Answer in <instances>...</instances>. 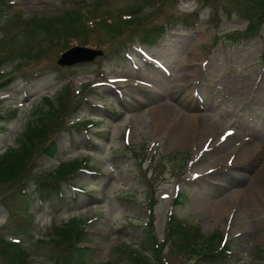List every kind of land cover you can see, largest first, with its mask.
Returning <instances> with one entry per match:
<instances>
[{
  "label": "rangeland",
  "instance_id": "1",
  "mask_svg": "<svg viewBox=\"0 0 264 264\" xmlns=\"http://www.w3.org/2000/svg\"><path fill=\"white\" fill-rule=\"evenodd\" d=\"M158 1L161 3L160 6ZM198 1H11L14 9H21L27 18L65 16L67 12H77L81 14L84 23L85 8L92 15L109 13L111 17L123 11L142 9L138 13L140 18L130 25L102 26L96 31H87L80 25L81 27L75 31L80 33L79 35H86L88 42L102 48L106 54L92 62L72 66H61L57 62L60 57L59 51L65 49L60 42H52L55 35L58 37L61 33L57 27L49 23L47 28L28 34L29 31L23 29L20 23L11 24L13 36H10L9 46L14 45L15 55L17 47L23 48L26 45L23 52L34 54L39 49L31 46L39 47L35 45L42 43L46 46L41 48L45 51L39 55L43 56L37 58L38 64L32 66L33 69L40 67L36 69L39 70L38 78L26 84L18 80L0 89V153L8 146L18 145V138L28 124L47 108L44 94L57 95L65 79L72 78L78 84L101 79L98 88L94 91L91 89L89 93L90 102H82L80 110L72 117L76 120L85 116L87 119L95 120L94 124L86 129L72 127L70 130L62 131L57 139L59 152L54 157H49L38 150L34 155L36 161L32 163L36 169L51 171L59 166L61 160H70L75 156L88 157L89 163L101 172L89 174L80 171L69 180L84 186V191H75L77 195L73 196L71 193L73 190L67 184L64 195L53 194L49 201L41 203L36 179H31L25 186H22L21 181L13 188L10 187L11 183L5 185L4 182H0V231L8 239L20 238V244L28 250L34 264H58L61 248L50 239L48 230L73 218L79 221L88 218L93 220L89 224L88 239L84 242L91 245V249H88L85 255H79L75 248L71 247L67 251L69 255L64 261L65 264H131L127 251L119 248L121 244L127 247L141 245L142 247L137 248L140 252L147 249L150 254L153 253L152 244L148 243V239L151 235H155L156 240L163 238L166 214L175 184H180L182 190V203L176 206L175 212L199 226L203 234L213 236V244H218L223 234L228 243H232L231 248L234 252L230 258L221 257L210 261L207 258L190 257L191 253L180 247L175 238L169 246H164L163 250L169 264H264V199L258 200L262 205V208H258L253 207L250 201H246L248 198L244 195L245 210H240L238 203L231 202L230 207L232 203L237 206L228 216L223 215V218L217 217L214 209L221 199H229V194L243 187L244 182L236 183L238 181L236 179H242L240 173L250 176L247 178L248 182L254 178L253 175L264 165V154L258 159L260 162L257 164L258 168L254 165L255 167L246 169L247 166L238 164L240 166H235L232 171L221 170L220 173H224L225 176H220V173L215 171L211 173L210 180L216 183H210L203 177L192 181L193 175L201 171V168L220 167L222 163L226 165L229 159H233L232 155L236 154L237 162L246 163L238 153L240 143H243L242 145L249 143L245 148L250 151L252 148L256 149V143H264V83L261 84L263 89L260 92L253 91L261 82L259 74L264 77V15L257 21V35L234 40L228 34L246 29L249 21L245 18L251 12L245 9L244 5L249 1L207 0L208 3L200 5L197 4ZM197 5L202 6L199 10L200 19L192 20L194 22L192 24L179 21L176 15L184 14L182 11L192 12ZM161 21L166 22L171 28L161 44L153 47L151 52L155 62L165 67L167 73L153 66H144L142 70L136 71L125 58V53L122 54V48L119 46L123 45L127 37L134 36V39H139L148 26ZM206 57L209 58L208 73L213 74L218 80L211 89L206 85L201 86L203 97L198 100L192 92L193 89L182 88V85L188 79L197 83V78L194 80L191 78L194 75L198 77L199 72H202ZM137 58L135 59L138 61ZM13 65L14 62L10 61L4 64L3 68L9 70ZM28 69L29 67L25 65L21 72L27 73ZM121 74L126 77L140 76L146 86L142 85L143 89L138 91V87L131 90L132 87L127 86L128 84L124 85L128 93L123 100L113 92L111 89L113 87L109 83V78L113 81L116 77L122 76ZM31 76L33 77L32 74ZM205 81L208 80L205 78ZM146 89L150 90L144 91ZM248 89H252L251 92ZM151 95L163 98L175 112L177 110L167 119L164 126L156 121L154 113V108L160 103L158 100L146 103L143 99L136 102L140 97ZM182 98L189 102L186 100L184 103ZM246 99L250 101L244 105ZM97 103L103 104L106 108L95 106ZM17 107L19 108L16 109L15 116L8 115V112ZM109 107L115 110L109 111ZM206 117L211 122H220L222 125L219 132H206L203 141L198 125L194 121ZM184 118L189 121L187 129L189 131L193 129L195 132L193 143L198 150L193 151L192 143L185 145L174 140L173 129L176 128V122ZM127 125H131L128 128L131 132L129 146L122 141ZM224 128L237 131L234 135H228L225 140L220 139V143L231 147L219 160L208 154L202 157L199 165L192 164L191 162L198 157L199 150L207 145V137H214L212 142L214 144L215 139L222 136L220 133ZM215 149L217 147H211L209 153ZM258 152L256 150L255 153ZM144 153L149 158L153 157L159 167L156 172L151 170L147 176L144 171L148 161L143 164L139 162ZM150 174L152 177L156 176L151 183L147 180ZM229 175L236 179L226 178ZM225 183L226 186L223 185ZM151 184L157 187L155 232H149L147 226V222L151 220L146 212ZM201 185L207 186V192H211L210 197H202V193L198 192ZM22 196L29 202L28 209ZM239 212L242 213L240 217L237 216ZM25 214H29L30 219L25 218L23 216ZM0 253H6L5 249L0 248ZM12 259L11 252L0 254V264H14Z\"/></svg>",
  "mask_w": 264,
  "mask_h": 264
},
{
  "label": "trees",
  "instance_id": "2",
  "mask_svg": "<svg viewBox=\"0 0 264 264\" xmlns=\"http://www.w3.org/2000/svg\"><path fill=\"white\" fill-rule=\"evenodd\" d=\"M72 17L67 20H61L60 24L69 32L70 28L68 27L70 24H73L74 15H70ZM49 23L55 24L54 20H44L41 24L42 27L47 28ZM159 28H153L152 32L149 33L146 37L147 40H153L154 38H158ZM252 31L253 27L249 29ZM49 104L48 109L38 117L35 121V125H30L28 128V132L25 134L26 139L21 142V144L17 147H9L4 153L0 154V182H4L5 185L11 183V187L17 186V184L22 180H25L24 183H27L26 177L31 176V178L36 177L32 172V166L30 164V160L32 159V155L35 149V145L43 138L49 135L51 130H53L56 125L63 123V118L59 120L60 113L62 111L61 108L55 107L51 104L50 100L47 99ZM65 112L63 109L62 114ZM54 146L48 145L45 147V151L52 153V148ZM79 165L78 162H70L64 163L60 169L55 171L54 173H44L39 176L43 179L40 181L42 186L39 188L40 191L51 186L54 192H60L59 186L60 179L69 174L74 168ZM38 176V175H37ZM38 176V177H39ZM52 180H56L57 182H52ZM50 191V189H49ZM86 231L82 229H78L73 226L72 223L66 224L65 229L60 230L59 238L57 239V243L60 246H63V240H75L76 242H81L83 239L87 237ZM169 233L172 236H177V243L185 250L188 251H196L197 247L201 244V234L196 229L193 231L192 227H188L186 224H183L181 221L173 220L172 223H169ZM61 237V238H60ZM74 243V242H73ZM72 243V244H73ZM82 248V247H78ZM199 254L202 256L213 258L215 254L211 253V250H203ZM22 264H30V262L26 261L24 256L20 258ZM132 264H151L150 261L145 258L142 254H136L135 257H131Z\"/></svg>",
  "mask_w": 264,
  "mask_h": 264
},
{
  "label": "bare ground",
  "instance_id": "3",
  "mask_svg": "<svg viewBox=\"0 0 264 264\" xmlns=\"http://www.w3.org/2000/svg\"><path fill=\"white\" fill-rule=\"evenodd\" d=\"M250 90H252V89H248V91H250ZM139 99L141 101L144 99V101H146V103L155 102L157 100L160 102L159 105L154 108V110H155L154 113L156 114V121L163 124V126H164V123L167 122V119L170 118L173 114H175L177 112V110L175 112L173 107L171 105H168L166 103V101H164L163 98L159 99L157 96L151 95V97H140ZM181 100L185 103L187 99L184 100L182 98ZM194 122L198 125L200 137H203V141L205 140L204 135L206 132H212L216 129L214 123L211 122V120L207 117L203 118V119L200 118L199 120L195 119ZM188 125H189V121H186L185 118L180 119L178 122H176V128L173 129L175 131L174 140L176 143L185 144V145L186 144L190 145L192 143V139H193V136H195V132L193 131V129L190 130L191 131L190 132L187 129ZM188 132H190L189 138H188ZM207 139H208V137H207ZM201 140H202V138H201ZM248 144L249 143H245L238 153L240 154V156H242L243 159L246 160V163L244 165V166H247L246 169L253 168L254 165L256 166V168H258L259 166L257 164L260 163L258 161V159H260V157L264 154V146L263 145H257L256 149L252 148L250 151V149L245 148V146ZM229 148H230V145H226V144L221 145L217 149H215L212 153H207L205 156H207L208 154H211V156L215 157L216 160L217 159L219 160L220 156H222V154H224V152H226V150ZM256 150L259 152L255 153V156L252 157L251 154L256 152ZM247 164H249V165H247ZM258 170L259 171L255 175H253L254 178L250 179L249 182L247 181V178H249L250 176H248V174H246V173H244V174L240 173V176L242 179H236L233 176L230 177V175H229V177H226V178H235L236 180H238V181H236V183L237 182H244V183H243L242 188H238L237 191L233 192L232 194H229V199L223 198L220 200L219 204H217L216 206L214 205L215 206L214 209L216 211L215 215L217 217L223 218L222 217L223 215L224 216L229 215L231 209L234 206L233 205L234 203H232V206L230 207L231 202L238 203L239 207H241V208H239V207L238 208L242 211L245 210L244 206H245V200L246 199L243 197L244 195H246V197L248 198V200H246V201H250L251 204L253 205V207L258 206V208H262L261 202H259L258 200L264 199V165L262 167H260ZM220 176H225V175H224V173H220ZM206 187L207 186H204V185H201L199 187L198 192L202 193V197H210L211 196V192L210 193L207 192L208 188H206ZM205 188H206V190H205ZM207 204H208V200H206V206H207ZM237 212H238V210H237ZM241 214L242 213L239 212L237 214V216L240 217ZM225 222H224V227H225Z\"/></svg>",
  "mask_w": 264,
  "mask_h": 264
},
{
  "label": "water",
  "instance_id": "4",
  "mask_svg": "<svg viewBox=\"0 0 264 264\" xmlns=\"http://www.w3.org/2000/svg\"><path fill=\"white\" fill-rule=\"evenodd\" d=\"M76 51L78 54L80 55H88L89 57H94L98 52L97 51H94L92 49H88V48H82V47H78L76 48ZM72 51L70 52H67L63 55L62 59H60V62L61 63H70L72 62L71 60V57L69 56V54L71 53Z\"/></svg>",
  "mask_w": 264,
  "mask_h": 264
},
{
  "label": "snow or ice",
  "instance_id": "5",
  "mask_svg": "<svg viewBox=\"0 0 264 264\" xmlns=\"http://www.w3.org/2000/svg\"><path fill=\"white\" fill-rule=\"evenodd\" d=\"M231 134V133H230Z\"/></svg>",
  "mask_w": 264,
  "mask_h": 264
}]
</instances>
